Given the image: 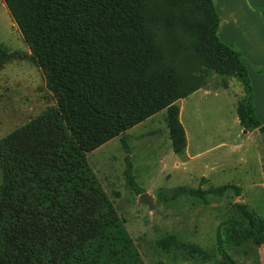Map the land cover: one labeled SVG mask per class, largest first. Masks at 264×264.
<instances>
[{
    "label": "trees",
    "instance_id": "trees-1",
    "mask_svg": "<svg viewBox=\"0 0 264 264\" xmlns=\"http://www.w3.org/2000/svg\"><path fill=\"white\" fill-rule=\"evenodd\" d=\"M3 2L29 52L0 43V68L14 59L37 62L56 105L0 139V264H144L86 153L165 109L172 150L183 155L177 101L212 74L241 83L240 124L264 136L247 66L218 37L213 0ZM227 189L241 195L231 184L178 186L173 195ZM232 208L217 237L220 264H237L228 253L234 246L264 244V214L242 202ZM158 245L201 260L208 254L175 235Z\"/></svg>",
    "mask_w": 264,
    "mask_h": 264
},
{
    "label": "rangeland",
    "instance_id": "rangeland-1",
    "mask_svg": "<svg viewBox=\"0 0 264 264\" xmlns=\"http://www.w3.org/2000/svg\"><path fill=\"white\" fill-rule=\"evenodd\" d=\"M0 43L10 51L29 52L3 0H0ZM208 79L212 88L228 90L237 106L243 87L235 77L212 74ZM218 92L200 103L199 108L209 112H194L190 102L185 105L183 122L191 149L204 151L193 173H189V166L172 164L165 109L86 153L91 169L144 264H220L223 261L217 250V237L223 223L233 216L232 204L236 199L233 190L227 189L222 195L206 192L173 195L175 187L207 191L225 184L237 185L241 188L240 202L257 214H264V136L239 133L240 126L233 120L236 111L231 112L224 92ZM55 105L37 62L14 59L0 68V139ZM227 128L231 136L228 140L240 144L230 160L222 159V149L205 152L225 139L222 133ZM163 158L171 160L166 167ZM201 175L210 179H201ZM142 193L149 195L150 204L139 200ZM168 235H175L180 242L198 245L205 249L207 257L201 260L181 249L166 252L158 241Z\"/></svg>",
    "mask_w": 264,
    "mask_h": 264
},
{
    "label": "crops",
    "instance_id": "crops-1",
    "mask_svg": "<svg viewBox=\"0 0 264 264\" xmlns=\"http://www.w3.org/2000/svg\"><path fill=\"white\" fill-rule=\"evenodd\" d=\"M213 3L219 15L217 35L224 43L232 46L240 53L241 60L247 66L252 86V99L255 113L259 120L264 123V72L262 71L264 69V0H213ZM10 17L9 14V18ZM12 23H14L13 20ZM220 90L224 92V99L227 100L230 110L233 113L236 111V100L228 90ZM220 90L212 88L211 85L208 84L178 100L179 119L185 130L187 145L183 155H177L172 151L173 166H189V173H193L195 164L204 152L197 151V148L191 149L187 128L183 122L186 103H191L194 107V112H209L208 110L199 108L200 103L206 100L210 95L219 94L218 91ZM153 116L154 115L135 126L143 124ZM233 120L240 126L239 133L248 134L247 136L250 134H255L257 137L260 136L261 133L258 129L246 130L243 128L240 124L237 112ZM222 134L225 139L207 148L205 152L222 149V159L227 160L229 158L230 160L232 154L238 150L240 144L228 140L231 138L229 128L225 129ZM169 146H171V144H169ZM163 159H165L163 160V165L166 167L169 159ZM169 161L171 162V160ZM220 161L222 160H217V162ZM214 164L215 163H211L210 165ZM201 179L209 180L210 178L201 175ZM241 197L242 194L236 197L235 202L242 201ZM228 253L238 264H264V244L257 245L252 241H246L238 246L230 248Z\"/></svg>",
    "mask_w": 264,
    "mask_h": 264
},
{
    "label": "water",
    "instance_id": "water-1",
    "mask_svg": "<svg viewBox=\"0 0 264 264\" xmlns=\"http://www.w3.org/2000/svg\"><path fill=\"white\" fill-rule=\"evenodd\" d=\"M139 200L143 203H147V204L151 203V199L147 193L140 194Z\"/></svg>",
    "mask_w": 264,
    "mask_h": 264
}]
</instances>
